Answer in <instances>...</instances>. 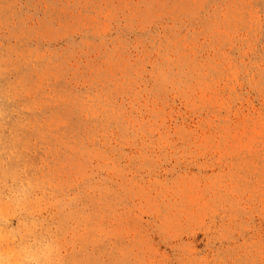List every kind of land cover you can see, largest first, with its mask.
Returning a JSON list of instances; mask_svg holds the SVG:
<instances>
[{"label":"rangeland","instance_id":"obj_1","mask_svg":"<svg viewBox=\"0 0 264 264\" xmlns=\"http://www.w3.org/2000/svg\"><path fill=\"white\" fill-rule=\"evenodd\" d=\"M0 264H264V0H0Z\"/></svg>","mask_w":264,"mask_h":264}]
</instances>
